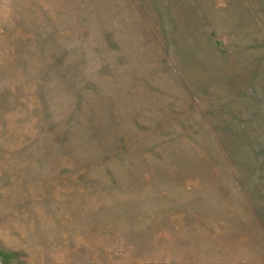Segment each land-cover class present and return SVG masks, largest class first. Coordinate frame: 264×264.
<instances>
[{
  "label": "rangeland",
  "instance_id": "1",
  "mask_svg": "<svg viewBox=\"0 0 264 264\" xmlns=\"http://www.w3.org/2000/svg\"><path fill=\"white\" fill-rule=\"evenodd\" d=\"M246 206L264 0H0V264H222L197 225Z\"/></svg>",
  "mask_w": 264,
  "mask_h": 264
},
{
  "label": "crops",
  "instance_id": "2",
  "mask_svg": "<svg viewBox=\"0 0 264 264\" xmlns=\"http://www.w3.org/2000/svg\"><path fill=\"white\" fill-rule=\"evenodd\" d=\"M231 181L228 186L223 187V191H232V193H249L246 185H242L237 182L242 174L240 172H224L226 177L230 175ZM243 177V176H242ZM232 188L230 189V187ZM106 188V189H105ZM99 188V192L103 193L108 191L109 194L113 193L112 188ZM119 192L132 191V188H122ZM118 191V190H117ZM229 211V214H225ZM109 216H111L109 214ZM180 218V213L175 215ZM207 217V215H204ZM220 234H216V244L214 242V233L210 230V224H215L214 220L211 221L209 217L207 219L200 220L197 226L201 225L206 228V235L193 240L194 242H205L206 245H197V248L203 246L208 250L216 247L221 249L220 260L222 264H264V211L249 207H240L237 209H228L220 215ZM131 219V218H129ZM179 220V219H178ZM173 221V219H172ZM218 221V220H217ZM125 225H126V221ZM205 222L207 227L203 224ZM212 222V223H211ZM177 224V220H174ZM101 227V223H97ZM178 228V227H177ZM181 231L178 232L180 234ZM177 234V235H178ZM193 233L191 232L187 236L190 241ZM206 259L211 258V262H216L214 257H218L217 254L208 256L206 252Z\"/></svg>",
  "mask_w": 264,
  "mask_h": 264
}]
</instances>
